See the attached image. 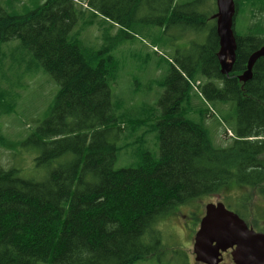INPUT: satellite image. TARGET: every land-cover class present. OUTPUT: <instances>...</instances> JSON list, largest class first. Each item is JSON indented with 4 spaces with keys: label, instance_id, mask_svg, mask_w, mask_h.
<instances>
[{
    "label": "trees",
    "instance_id": "obj_1",
    "mask_svg": "<svg viewBox=\"0 0 264 264\" xmlns=\"http://www.w3.org/2000/svg\"><path fill=\"white\" fill-rule=\"evenodd\" d=\"M139 1L119 0L107 10L105 0H44L23 15L0 5V46L18 40L59 85L48 118L23 144L40 150L39 167L58 165L40 180L0 165V264H141L163 254L160 221L179 207L233 187L264 198V57L249 81L238 79L264 46V0H234L237 51L229 76L221 71L214 16L185 13L173 0L163 8L164 23L208 27V42L183 55L175 50L157 81L160 110L145 106L133 119L113 97L121 69L113 52L133 37L135 22L125 19ZM239 16L243 34L235 27ZM95 24L103 40L97 48L83 38ZM195 85L229 112L230 144L215 142L206 124L210 109L196 101ZM151 134L158 155L140 150L136 166L115 168L124 146L145 145ZM0 146L10 147L1 124Z\"/></svg>",
    "mask_w": 264,
    "mask_h": 264
},
{
    "label": "rangeland",
    "instance_id": "obj_2",
    "mask_svg": "<svg viewBox=\"0 0 264 264\" xmlns=\"http://www.w3.org/2000/svg\"><path fill=\"white\" fill-rule=\"evenodd\" d=\"M118 1L105 0L103 5L108 10L107 6L111 9ZM191 1L173 0V3L182 4L180 11L185 13L194 10L210 18L217 13L216 0H196L195 9L192 6L188 7L187 4ZM43 2L44 0H0V5L10 13L23 15L36 9ZM171 3L172 0H140L132 18L125 19L128 22H135L132 24L133 37L127 39L113 52L121 65L118 82L113 86V97L124 103L122 112L125 111L133 119L145 115V106L160 110L156 105L163 90L157 87V81L168 73L170 68L168 61H172L175 50H181L179 54L183 55L194 52V46L208 42V27L197 32L198 27L195 29L164 23L162 10L171 6ZM86 6L84 4V7ZM212 22L214 19H211L210 24H213ZM235 27L239 34H243L245 20L241 16L236 19ZM77 28L78 26L75 29ZM83 38L88 46L94 48L103 44L97 24L88 28ZM0 88L6 99L4 107L0 104V124L10 145L9 148L0 146V165L6 169L15 168L21 176L28 179H43L59 162H55L54 166L52 164L49 168L39 167L37 158L41 155L40 150L32 145L34 143L23 144L48 118L59 85L35 63L31 53L25 50L18 40H13L0 46ZM195 91L199 94L196 99L198 104L210 109L206 124L212 131L215 142L220 146L230 144L235 135L234 126L227 122L229 112L221 104L215 107L214 102L199 93L198 85H195ZM5 109H10V113L4 114ZM149 113L151 114L152 110ZM155 137L151 134L145 145L138 143L124 146L123 141H119L118 145L124 147L115 168L136 166L140 150L148 149L158 155L159 146ZM246 199L247 204L244 203ZM219 202H224L230 210L241 209L247 222L264 232V198L249 187H233L221 194L206 196L192 204L181 206L162 219L158 228L163 235V254L141 264H181V259L178 258L182 252L192 256L194 239L191 238L192 232L189 229L192 228V222L196 217L192 213L205 212L208 204ZM242 206L245 208H241ZM192 262L194 263L193 260Z\"/></svg>",
    "mask_w": 264,
    "mask_h": 264
},
{
    "label": "water",
    "instance_id": "obj_3",
    "mask_svg": "<svg viewBox=\"0 0 264 264\" xmlns=\"http://www.w3.org/2000/svg\"><path fill=\"white\" fill-rule=\"evenodd\" d=\"M214 15L220 39L218 58L221 71L229 76L236 61L237 41L234 20L237 13L234 0H216ZM264 57V46L254 52L247 70L238 79L247 82L252 78L255 63ZM236 247L234 259L237 264H264V233L248 227L245 221L223 202L206 206L205 217L195 238L196 259L208 264L220 262V251Z\"/></svg>",
    "mask_w": 264,
    "mask_h": 264
},
{
    "label": "flooded vegetation",
    "instance_id": "obj_4",
    "mask_svg": "<svg viewBox=\"0 0 264 264\" xmlns=\"http://www.w3.org/2000/svg\"><path fill=\"white\" fill-rule=\"evenodd\" d=\"M232 211H235V210H232ZM250 211H249V213H251ZM205 213H206V211L205 212L202 211L201 213H197V212L192 213L193 216H196L194 218V221L192 222V228L189 229V231L192 232L191 238L194 239L193 240L194 241L193 242V251H192V254L194 255V257H193V255L190 256V254H188L187 252H182V254L178 258V260L181 259V264H183V263L184 264H208L205 262L197 261L196 253L194 251L195 238H196V235L200 229L201 222H202L203 218L205 217ZM242 219L246 222V224L248 225L249 228L254 229L256 232L264 233L262 231H259L257 228H255V226H253V224L248 223L247 219L246 220L244 218H242ZM193 227H194V231H193ZM235 250H236V247L229 248L226 251H220V256H219L220 262L218 264H237L235 262V259H234ZM192 260L194 261V263L192 262Z\"/></svg>",
    "mask_w": 264,
    "mask_h": 264
}]
</instances>
